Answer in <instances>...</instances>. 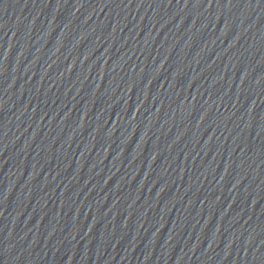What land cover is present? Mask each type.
<instances>
[{"label":"water","instance_id":"obj_1","mask_svg":"<svg viewBox=\"0 0 264 264\" xmlns=\"http://www.w3.org/2000/svg\"><path fill=\"white\" fill-rule=\"evenodd\" d=\"M0 264H264V0H0Z\"/></svg>","mask_w":264,"mask_h":264}]
</instances>
